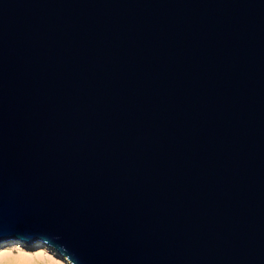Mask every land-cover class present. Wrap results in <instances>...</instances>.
Here are the masks:
<instances>
[{"label":"water","instance_id":"water-1","mask_svg":"<svg viewBox=\"0 0 264 264\" xmlns=\"http://www.w3.org/2000/svg\"><path fill=\"white\" fill-rule=\"evenodd\" d=\"M9 238L264 264V0H0Z\"/></svg>","mask_w":264,"mask_h":264},{"label":"bare ground","instance_id":"bare-ground-1","mask_svg":"<svg viewBox=\"0 0 264 264\" xmlns=\"http://www.w3.org/2000/svg\"><path fill=\"white\" fill-rule=\"evenodd\" d=\"M18 250L13 251L11 246ZM35 249V251L33 250ZM0 264H72L57 248L43 239L26 243L21 238L0 240Z\"/></svg>","mask_w":264,"mask_h":264},{"label":"rangeland","instance_id":"rangeland-1","mask_svg":"<svg viewBox=\"0 0 264 264\" xmlns=\"http://www.w3.org/2000/svg\"><path fill=\"white\" fill-rule=\"evenodd\" d=\"M26 243L28 244V242H26ZM11 247L13 248V251H14V252H17V251H18L14 245L11 246ZM33 250L35 251V249H33Z\"/></svg>","mask_w":264,"mask_h":264}]
</instances>
